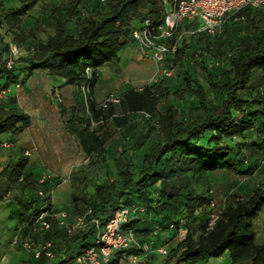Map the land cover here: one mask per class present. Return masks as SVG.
I'll list each match as a JSON object with an SVG mask.
<instances>
[{
  "label": "trees",
  "instance_id": "1",
  "mask_svg": "<svg viewBox=\"0 0 264 264\" xmlns=\"http://www.w3.org/2000/svg\"><path fill=\"white\" fill-rule=\"evenodd\" d=\"M18 1L5 6L0 0V29L6 24L11 40L21 48L26 43L27 52L15 55L14 65L8 67L10 42L0 44V90L22 82L23 71L32 74L39 69L67 84L79 85L85 97L84 111L90 117L83 127L73 118L68 126L80 137L89 156L105 151L98 132L104 123L93 126L94 119L126 125L138 116L149 124L145 141L137 147L127 145L115 159L110 183L97 187L93 196L62 207L68 212L67 224L89 209L104 223L121 204L144 206L125 226L150 246L156 243L150 238L154 231H171L178 237L167 248L166 264L202 263L227 251L233 264H264V244L256 241L254 229V218L264 208V181L253 180L264 162V7L247 5L228 13L220 34L187 36L179 50L167 57L177 75L164 76L142 89L126 88L119 95L121 113H116L114 103L107 108L95 104L99 71L107 62L118 61L120 51L134 42L132 30L137 23L147 17L155 21L163 18L162 0H96L90 9H84L85 0ZM176 76L180 83L171 89L168 82ZM84 86L89 87L87 94ZM168 91L186 94V107L170 104L161 110ZM143 111L152 117L144 118ZM31 121V115L17 105L14 93L0 99V134L23 131ZM4 141L14 143L11 138L0 139L2 146ZM147 141L148 147L143 148ZM28 158L22 151L16 160L0 167V200L12 208L13 226L7 243L24 250L13 244L15 236L37 243L51 241L53 257L45 253L35 257L24 250L27 255L20 263L64 264L95 244L99 228L88 214L86 226L73 233L59 219L50 217L51 227L41 229L38 216L51 189L62 179L54 176L40 183L42 174L35 175L27 168ZM218 171L237 177L229 181L224 203L212 188ZM240 178L246 179V184L237 190ZM40 189L44 195L39 194ZM212 200L219 202L221 211L210 228ZM181 228H187L183 238L179 236ZM143 232H149L148 238L139 235ZM147 251L126 249L139 256L137 263ZM124 252L116 250L109 264H120Z\"/></svg>",
  "mask_w": 264,
  "mask_h": 264
},
{
  "label": "crops",
  "instance_id": "2",
  "mask_svg": "<svg viewBox=\"0 0 264 264\" xmlns=\"http://www.w3.org/2000/svg\"><path fill=\"white\" fill-rule=\"evenodd\" d=\"M82 5L84 9L93 8L96 5V0H85ZM128 46L133 48L131 51H126V56L133 52L136 54V57L133 58L135 61L140 62L144 59L135 41ZM99 72L100 84L95 91V104L96 99L98 100L97 95L100 94V88L106 83L111 85L114 81H122L125 75V89L131 87L132 80L127 78L126 71L121 65V57L118 61H110L104 64ZM20 78L22 80L21 86L14 91L17 97V105L31 115L32 121L25 130L15 134L9 133V137L5 138L14 140L13 145L7 147L8 149H13L12 151L15 154L9 160H16L19 153L23 151L29 157L27 168L35 175L50 171L60 178L65 177V173H67L70 166L73 164L77 165L81 159L83 164L84 162L85 164H91V166L70 171L69 176L72 178L66 186L67 191L62 192L60 198L63 200L64 206L73 205L75 199L91 197L97 187L110 183L113 180L112 174L115 168V159L122 154L127 145L137 147L146 139L149 124L144 120H140V117H132L126 125L125 123L118 125L109 120L111 122H107V124H110L109 128L106 124L100 127L98 131L104 139V153L89 156L82 146L80 137L68 126L69 119L73 118L77 119L79 126L83 127L88 123L90 117L89 112L84 111L85 97L80 86L67 84L63 78L41 69L35 70L32 74L23 71L20 74ZM56 91H59L62 101L58 99ZM167 106L164 109L160 106L159 108L165 111ZM114 109L116 111L119 110L117 113H121V106L118 103L114 104ZM59 119H61L62 123H59ZM54 133H56L54 140L58 142L57 146L44 145V141L49 142L52 140L51 135ZM49 137L51 139H48ZM148 145L149 141L143 144V148L148 147ZM27 151H30V154ZM0 162L2 163L3 161ZM50 167H53L54 170ZM229 176L226 174L222 181L225 187L224 192L227 191L226 188L231 183L229 181H234L229 179ZM245 181L246 179L240 178L239 183L235 185L237 190H242L243 184H246ZM214 185L212 188L216 194L218 189H216L217 185ZM152 225L154 226V224ZM254 229L256 231V241L264 244V208L254 218ZM147 233L149 232H143L139 235L145 238L148 236ZM173 236L171 231L152 232L150 238L154 241L156 240V243L151 244L143 257V261L134 263L124 254L120 259V264H166L167 256L160 251V248H169L175 244L178 241V237ZM14 249L19 250L16 247ZM24 253L27 255L26 252ZM224 255L230 256L227 251L221 256L211 257L205 262L194 264H233L231 257L228 259ZM179 264L192 263L181 262Z\"/></svg>",
  "mask_w": 264,
  "mask_h": 264
},
{
  "label": "built area",
  "instance_id": "3",
  "mask_svg": "<svg viewBox=\"0 0 264 264\" xmlns=\"http://www.w3.org/2000/svg\"><path fill=\"white\" fill-rule=\"evenodd\" d=\"M162 3L164 5V16L161 20L155 21L149 17L144 18L132 30V37L137 43L141 54L144 57L147 56L153 59L158 65L157 72L150 80V82L154 80L153 83L159 81L164 76H174L176 67L172 62L167 64V57L179 50L187 36L203 32L208 35L220 34L224 30L228 13L247 5L264 7V0H162ZM186 23L189 25H186ZM17 52L18 48L13 47L12 55L7 61L8 67L14 65V56ZM146 84L152 83L148 82ZM145 85L139 88L142 89ZM20 86L21 82L19 81L1 89L0 99L14 93V87ZM83 90L87 94L89 87L84 86ZM56 94L58 99L62 101L63 99L59 91H56ZM119 102V94L111 91L101 106L107 108L111 103L115 104ZM141 114L144 118L152 117L147 111H143ZM103 121V119L97 120L98 124L103 123ZM12 145L13 142L10 141H4L3 143L5 147ZM27 152L30 154V151ZM54 176L50 171H45L42 173L40 183H44ZM69 177H61L62 182L68 180ZM54 188L50 191V198L45 204V209L37 219L41 229H49L51 227V221L47 219L50 217L59 219L60 223L65 225L70 233H73L86 226L88 214L91 215L90 222L99 228L95 244L87 247L73 260L64 264H109L116 250L125 251L124 253L129 257L130 261L137 263L139 256L135 253L126 252V249L134 247L136 249L149 250L150 245L141 242L133 228L125 226L129 219L133 217V214L145 210L144 206L121 204V206L113 210L104 223H102L99 217L92 215L91 209H89L84 214L78 215L74 222L67 224L65 219L68 217V212L56 206ZM44 193L43 189L39 190V194L44 195ZM211 206L213 207V212L211 214L210 228H213L220 216L221 209L217 200H212ZM186 233L187 228H181L179 236L183 238ZM13 244L22 245L25 251L35 257H40L43 253L49 257L55 255L51 248V241L37 243L31 239H21L17 235L13 239ZM160 251L163 254L168 253L165 247H161Z\"/></svg>",
  "mask_w": 264,
  "mask_h": 264
},
{
  "label": "rangeland",
  "instance_id": "4",
  "mask_svg": "<svg viewBox=\"0 0 264 264\" xmlns=\"http://www.w3.org/2000/svg\"><path fill=\"white\" fill-rule=\"evenodd\" d=\"M4 4L5 6H10V5H17L19 4L18 0H4ZM42 2V0H41ZM41 2H39L37 9L41 6ZM35 13V11H34ZM10 29L8 28V26L5 24V26L0 29V44H4V43H8L10 42V47L11 49L13 47L18 48V52H17V57L20 55V53H25L27 52L26 50V43H22V48L20 46H18V44L15 41H12V33L9 31ZM132 46H127L125 48H123L119 55L121 57V65L124 67V70L126 71L127 74V78H129L130 80H132V84L131 86L133 87H141L143 85H145L146 83H153V81L150 82L151 77L154 76V74L157 72L158 70V65L157 63L145 56L143 60H141L140 62L135 61L133 58L136 57V54H134L133 52H130V55L126 56V51L132 49ZM12 52V51H11ZM7 57L11 56V54L6 55ZM104 70V68H103ZM177 68L175 69V73L174 75H177L176 73ZM105 71V70H104ZM103 71V72H104ZM122 77V76H121ZM124 80L120 81H114L112 82V84L110 85V83H106L105 85H102V88H100V94H98L96 99V105L98 108H103L101 105L102 103H104L105 99L108 97L109 92L111 91H115L117 94H121L124 90H125V75H124ZM180 81H179V77L176 76L173 81L168 82L169 87H171V89H176L177 86L179 85ZM16 90V87H14V91ZM118 91V92H117ZM119 94V95H120ZM187 96L186 94L184 96H177L175 95L172 91H168L166 92V96H164L160 107L162 109H164V107L166 105L169 104H173V106H178L180 109L186 107L185 106V97ZM119 110L116 111V113ZM106 113V112H105ZM107 122L110 121H104V125L107 124ZM59 123H62L61 119H59ZM111 123V122H110ZM92 125H99L97 120L94 119V122L92 123ZM110 124H107V127L109 128ZM56 135V133H54L53 135H51L52 140L47 142L44 141V145L47 144L48 146H53L56 147L57 143L54 140V136ZM1 139H5L9 137V133H2L0 134ZM51 137H49L48 139H51ZM38 144V142H37ZM13 149H8L5 146H2L0 144V161H3L2 163L0 162V167L2 165H4L5 162H7L9 160L10 157H12L14 154V152L12 151ZM82 159L79 160V163L73 164L72 166H70L69 170L67 171V173H65V177H69V173H71L73 170H75L76 168H82V167H88L91 166V164H88L84 162V164L82 163ZM264 161V160H263ZM117 164L115 163V166ZM53 169V167H50ZM73 169V170H72ZM54 170V169H53ZM71 171V172H70ZM38 174V173H36ZM59 174V173H58ZM113 175V174H112ZM225 173H223V171H218L215 175H214V181L216 180V184L217 187L216 189V197L219 200V202L224 203L225 199L224 196L226 195L224 192V185L222 182H220V180L225 177ZM71 176L68 178V180H65L61 183H59V185H57L54 188V199L56 202V206L58 208H62L64 206L63 200L60 199L62 192L67 191V185L68 183H70L69 181L71 180ZM237 178L235 175H230L229 179H235ZM250 180V179H249ZM253 180L255 181V183H259L264 181V162L261 163L260 168L258 169V172L256 175L253 176ZM214 185V186H215ZM1 188V185H0ZM66 194V193H65ZM67 195V194H66ZM9 217V218H8ZM7 218L9 220H7ZM12 218V208L11 206L8 205L7 202H4L2 200H0V264H21L20 262L22 261V259L25 256V251L22 249L16 250L14 249V247L9 243H7L9 237L11 236L12 233V226H13V221L10 219ZM227 256V255H224ZM228 259L230 256H227Z\"/></svg>",
  "mask_w": 264,
  "mask_h": 264
}]
</instances>
